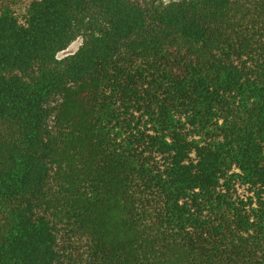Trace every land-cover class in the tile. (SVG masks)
<instances>
[{"label": "trees", "instance_id": "trees-1", "mask_svg": "<svg viewBox=\"0 0 264 264\" xmlns=\"http://www.w3.org/2000/svg\"><path fill=\"white\" fill-rule=\"evenodd\" d=\"M0 264H264V0L0 5Z\"/></svg>", "mask_w": 264, "mask_h": 264}, {"label": "rangeland", "instance_id": "rangeland-1", "mask_svg": "<svg viewBox=\"0 0 264 264\" xmlns=\"http://www.w3.org/2000/svg\"><path fill=\"white\" fill-rule=\"evenodd\" d=\"M31 1H33V0H20L21 4H22L23 6L29 4ZM164 1H165V2H168V1H171V0H164ZM8 2H9V0H0V5L5 4V3H8ZM80 42H81L80 39L75 40V41H74L73 43H71V44H70L65 50L61 51V52L57 55L58 58H62V57H65V56H67V55H69V54L74 53V52L77 50L78 46L80 45Z\"/></svg>", "mask_w": 264, "mask_h": 264}]
</instances>
